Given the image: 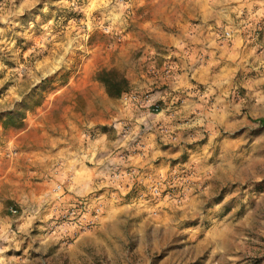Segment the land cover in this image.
I'll return each mask as SVG.
<instances>
[{"label":"rangeland","instance_id":"rangeland-1","mask_svg":"<svg viewBox=\"0 0 264 264\" xmlns=\"http://www.w3.org/2000/svg\"><path fill=\"white\" fill-rule=\"evenodd\" d=\"M162 66L175 95L150 101ZM103 70L169 113L172 154L70 203L62 179L8 203L0 264H264V0H0V148L75 103L88 136L109 130Z\"/></svg>","mask_w":264,"mask_h":264},{"label":"crops","instance_id":"crops-1","mask_svg":"<svg viewBox=\"0 0 264 264\" xmlns=\"http://www.w3.org/2000/svg\"><path fill=\"white\" fill-rule=\"evenodd\" d=\"M163 68L158 69L162 74L156 80L160 91L150 101H170L175 95L167 92L175 82L171 76L163 75ZM104 101L109 104L106 111L111 112L105 121L109 130L97 129L92 137L88 136L97 121L89 118L88 112L83 114V109L75 103L71 108H62V129L32 124L10 138L14 149L0 148V227L12 221L8 203L42 205L50 199L58 180L62 179L66 188L63 198L70 203L97 194L110 179L124 175L123 180L127 181L139 175L140 180L154 157L164 159L172 154V145L167 143L171 140L166 135L160 138L164 142L158 139L160 132L169 130L168 112L151 114L150 101H132L128 93L118 98L108 96ZM124 124L131 125L126 133H123ZM150 124L157 126L155 132L142 134V128ZM25 135L27 141L23 140ZM24 141L26 148H18ZM15 149L24 152L21 162L13 156ZM123 151L131 153L128 159L119 156ZM57 204L62 206V202Z\"/></svg>","mask_w":264,"mask_h":264},{"label":"trees","instance_id":"trees-1","mask_svg":"<svg viewBox=\"0 0 264 264\" xmlns=\"http://www.w3.org/2000/svg\"><path fill=\"white\" fill-rule=\"evenodd\" d=\"M99 79L105 84L111 97H119L130 88L129 81L116 70H103L99 73Z\"/></svg>","mask_w":264,"mask_h":264},{"label":"built area","instance_id":"built-area-1","mask_svg":"<svg viewBox=\"0 0 264 264\" xmlns=\"http://www.w3.org/2000/svg\"><path fill=\"white\" fill-rule=\"evenodd\" d=\"M151 106V114H157L159 112V106L156 104V105H150ZM131 128V125H128V124H124L123 125V129L126 131V130H129ZM58 188H60V186H58ZM86 202L82 201V200H79L77 201V207H78V211L79 212H83L86 210ZM17 210L16 209H12V212H16Z\"/></svg>","mask_w":264,"mask_h":264}]
</instances>
